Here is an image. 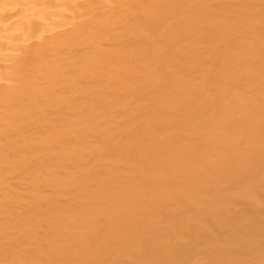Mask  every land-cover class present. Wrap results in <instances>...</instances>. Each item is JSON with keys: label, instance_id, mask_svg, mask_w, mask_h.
<instances>
[{"label": "bare ground", "instance_id": "obj_1", "mask_svg": "<svg viewBox=\"0 0 264 264\" xmlns=\"http://www.w3.org/2000/svg\"><path fill=\"white\" fill-rule=\"evenodd\" d=\"M0 264H264V0H0Z\"/></svg>", "mask_w": 264, "mask_h": 264}]
</instances>
